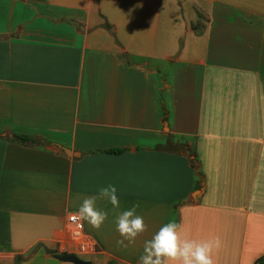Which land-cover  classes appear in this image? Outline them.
<instances>
[{"label":"crops","instance_id":"1","mask_svg":"<svg viewBox=\"0 0 264 264\" xmlns=\"http://www.w3.org/2000/svg\"><path fill=\"white\" fill-rule=\"evenodd\" d=\"M168 222L213 264L264 257V0H0V264H139Z\"/></svg>","mask_w":264,"mask_h":264},{"label":"clouds","instance_id":"2","mask_svg":"<svg viewBox=\"0 0 264 264\" xmlns=\"http://www.w3.org/2000/svg\"><path fill=\"white\" fill-rule=\"evenodd\" d=\"M99 196L107 198L113 206H118L116 187L108 185L99 189ZM95 197L82 201L76 213V219L87 222L93 228H100L106 214L95 208ZM136 205L124 210L116 219V231L123 237L117 243L123 245L124 240L132 241L144 231L143 218L136 214ZM175 222L164 224L150 240L145 241L143 254L139 264H162V258L178 262V264H213L212 252L220 247V239L197 242L191 239L180 240Z\"/></svg>","mask_w":264,"mask_h":264},{"label":"built area","instance_id":"3","mask_svg":"<svg viewBox=\"0 0 264 264\" xmlns=\"http://www.w3.org/2000/svg\"><path fill=\"white\" fill-rule=\"evenodd\" d=\"M74 217H76V213H69L67 215V227L65 231L69 237V241L78 242L80 244L79 250L82 251L85 249V244L82 242L84 234L83 222Z\"/></svg>","mask_w":264,"mask_h":264},{"label":"water","instance_id":"4","mask_svg":"<svg viewBox=\"0 0 264 264\" xmlns=\"http://www.w3.org/2000/svg\"><path fill=\"white\" fill-rule=\"evenodd\" d=\"M42 248L46 254L55 256L56 259L62 262H68L72 264H90L89 262H85L81 259H79L76 255L74 254H57L56 251L48 249L45 247L43 244H39L36 249Z\"/></svg>","mask_w":264,"mask_h":264},{"label":"trees","instance_id":"5","mask_svg":"<svg viewBox=\"0 0 264 264\" xmlns=\"http://www.w3.org/2000/svg\"><path fill=\"white\" fill-rule=\"evenodd\" d=\"M16 138H17L19 141L23 142V143L29 141V138H28V137H24V136H16ZM111 152L116 153V152H118V151H111ZM110 264H112V263H110ZM255 264H264V257L258 259V260L256 261Z\"/></svg>","mask_w":264,"mask_h":264},{"label":"rangeland","instance_id":"6","mask_svg":"<svg viewBox=\"0 0 264 264\" xmlns=\"http://www.w3.org/2000/svg\"><path fill=\"white\" fill-rule=\"evenodd\" d=\"M178 47H180V44H178Z\"/></svg>","mask_w":264,"mask_h":264}]
</instances>
